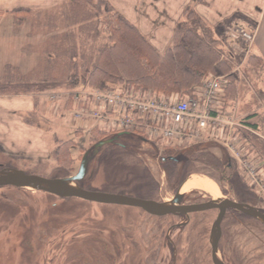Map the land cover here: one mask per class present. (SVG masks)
Here are the masks:
<instances>
[{
  "label": "rangeland",
  "instance_id": "rangeland-1",
  "mask_svg": "<svg viewBox=\"0 0 264 264\" xmlns=\"http://www.w3.org/2000/svg\"><path fill=\"white\" fill-rule=\"evenodd\" d=\"M137 2L139 21L133 25L147 40V37H150L155 44L158 43L161 50L169 45L176 26L185 19V13L190 11H195L203 19L212 39L215 40L213 29H210L213 25L211 20L212 22L215 20L212 19L213 14L209 11V0H138ZM62 6L63 4L55 11L27 12L18 15L20 19L29 21L33 34L27 37L25 46L27 44L29 46L25 47L23 57L13 52L9 55L4 54L6 61L21 67H19L21 72L33 71L19 78H27L43 72L40 52L29 53L31 52L30 41L34 39L36 41L34 45H38L39 38L43 40L42 44L48 40L45 34H49L50 27L46 26L49 19L57 20L56 24L59 27L51 33L59 31L56 37L60 40L59 45L65 43L63 39L70 41L73 38L79 41L83 49L87 51L107 43L109 28L104 25L106 20L103 16L87 25L63 31L62 27L65 25L62 24L63 17L59 12ZM116 7L112 6L119 13L128 8L121 1ZM237 17L234 16L239 20ZM234 18L223 21L222 27L219 25L218 28H226ZM28 27L16 26L15 29L27 32ZM229 32L227 39L230 40ZM225 53L224 51L221 60L223 64L225 63L226 70L223 69V72L226 74L221 76L212 74L206 79L222 78L225 81V89L227 82L231 80L233 92L228 94L229 100H244L247 93L253 91L257 100L264 105V94L261 92L264 75H256L257 72L249 73L247 68L252 62L248 59L241 64V60H231ZM56 65L58 72L56 75L59 77L62 75L59 82L64 84L68 63H64V70L63 61L60 60ZM228 76L232 78L228 79ZM206 79H203L201 83ZM224 94L226 95V90ZM40 100L39 111L44 119L36 123L37 134L34 136L35 140H31L36 146L34 152L37 155L31 157L19 154L9 155L0 150V170L19 169L27 174L46 179L74 176L83 155L89 152V155L93 156L94 145L110 138L95 137L94 134L89 137L88 131L92 128L93 121L75 122L65 110L48 112L44 101ZM244 107L252 116L258 117L261 114L257 112L259 106ZM0 114H3L1 110ZM77 128L82 130L79 136L75 134ZM254 141H256L257 157L264 160V142ZM155 146L135 142L125 136L115 137L112 144L97 149L79 187L89 191L159 202H167L173 198L174 194L181 192L183 201L187 204H199L212 200L214 197L200 189L184 192L182 187L192 178L202 179L215 184L222 199L236 202L242 200L244 204L264 212L263 193L247 186L243 171L221 145L214 142L188 144L181 147L180 151L177 150L171 154L163 152L164 147ZM169 157L177 158L174 176L171 174L173 168L171 163L161 162L162 158ZM241 181L248 187L247 195L250 194L249 196L241 193ZM215 216V211L189 216L190 222L186 232L194 227L202 230L197 254L189 257L191 261H195V264L207 262L210 264L208 234ZM178 221L171 216L150 217L141 210L131 207L97 205L75 198L60 200L30 189L1 188L0 264H30L24 263L23 260H32L35 264H74V256L71 253L80 244L85 243H95L99 247L98 251H94L98 254L94 253L92 256L95 258L94 264H103V262L118 264L115 257L116 249L113 247H117L116 243L122 242V253H129L131 249L134 257L130 258L127 255L125 262L121 263L160 264L161 259H169L168 252L162 247L165 234L169 227ZM222 233L219 249L229 257L232 264H264V227L258 221L230 213L226 215ZM173 234V239L178 245L181 242L179 236L175 232H171L170 236L172 237ZM181 252L185 251L181 250ZM106 253L110 259L104 260L105 256L101 254ZM74 255L86 260L81 249H76ZM218 256L220 258L221 254ZM178 258L180 259L179 256Z\"/></svg>",
  "mask_w": 264,
  "mask_h": 264
},
{
  "label": "trees",
  "instance_id": "trees-1",
  "mask_svg": "<svg viewBox=\"0 0 264 264\" xmlns=\"http://www.w3.org/2000/svg\"><path fill=\"white\" fill-rule=\"evenodd\" d=\"M59 12L63 17L62 24L65 25L62 27L63 31L87 25L103 16L106 20L104 25L109 28L107 43L87 51L73 38L70 41L63 39L65 43L59 45L60 40L56 38L59 31L51 33L59 27L57 20L49 19L46 24L50 27L49 34H45L48 40L41 45L40 51L43 72L19 78L9 70V78L0 82V95H40L58 89L74 90L80 87L110 90L125 86L158 95L189 97L194 96L201 81L209 75L226 74L223 72L225 63L221 60L223 51L195 11L185 13V19L174 30L171 46L162 55L107 0H64ZM13 13L21 15L27 11L17 10ZM60 60L63 61V70L64 63H68L64 84L59 82L62 75H56V64ZM248 60L252 62V58L249 57ZM231 78L232 76H228V79ZM230 83L231 80L227 82L225 99L233 92V85ZM75 134L79 136L82 132L76 130ZM92 134L100 138L117 136L96 128L88 136L91 137ZM125 137L135 142L145 139L137 134ZM152 144L159 146L156 142ZM162 150L171 154L181 149ZM169 158H162L166 161L161 162L171 163V174L174 176L177 158L171 161ZM246 184L241 181V193L249 196ZM239 203L244 204V201L240 200Z\"/></svg>",
  "mask_w": 264,
  "mask_h": 264
},
{
  "label": "built area",
  "instance_id": "built-area-1",
  "mask_svg": "<svg viewBox=\"0 0 264 264\" xmlns=\"http://www.w3.org/2000/svg\"><path fill=\"white\" fill-rule=\"evenodd\" d=\"M236 33L245 43L253 40L248 33ZM223 97L224 82L218 77L206 79L194 96L185 99L123 86L54 91L46 94V101L64 106L73 121L91 120L92 128L107 133L137 134L150 142L174 147L217 143L238 164L246 183L262 192L264 199V171L256 157L245 150L238 134V129L248 128L241 119L223 111Z\"/></svg>",
  "mask_w": 264,
  "mask_h": 264
},
{
  "label": "crops",
  "instance_id": "crops-1",
  "mask_svg": "<svg viewBox=\"0 0 264 264\" xmlns=\"http://www.w3.org/2000/svg\"><path fill=\"white\" fill-rule=\"evenodd\" d=\"M113 7L117 8L119 2H123L128 8L123 9L120 14L125 17L132 25L138 23L137 1L138 0H107ZM210 1V13L213 14V20L210 29H213L215 41L218 42L219 48L227 54L226 56L231 60L240 61L241 64L248 59L252 58V63L248 65V72L259 76L264 75V0H209ZM64 0H0V82H4L9 78L7 75L9 70L16 76H26L30 72H21L18 64H12L5 59L6 55L13 52L15 55L22 56L23 51L27 46V37L32 34L29 21L26 19H20L18 15L13 12L17 10H23L27 12H43V11H55ZM114 8V9H115ZM116 10V9H115ZM120 10V8H119ZM118 12V11H117ZM119 13V12H118ZM198 13V12H197ZM201 15V14H200ZM238 16L239 20L234 18ZM202 16V15H201ZM203 17V16H202ZM204 18V17H203ZM234 18L226 28L220 27L222 22ZM205 19V18H204ZM16 26L28 27V30H17ZM30 28V31H29ZM243 31L253 37L250 45L245 44L243 40L227 39L228 32ZM33 35V34H32ZM33 38V37H31ZM28 38V39H31ZM150 44L157 50L159 54H164L165 51L171 46L173 34L169 40V45L161 50L158 43L155 44L153 39L147 37ZM228 40V41H227ZM41 38L38 40V45L35 44V40L30 42L31 52L30 54L41 51ZM33 44V45H32ZM26 47V48H25ZM34 57V56H33ZM41 60V59H40ZM21 68V67H20ZM264 77V76H263ZM261 92L264 94V90L261 85ZM40 99L46 101L42 96L38 95H0V110L3 114H0V150L6 154H19L25 157H31L37 155L34 152L36 148L32 144L34 136L37 134L36 123H40L44 118L39 111ZM244 100H228L225 99L223 108L227 112L232 113L238 117L246 118L245 124L248 126L247 144L253 150L255 148L254 140H261L260 137H256L252 132H257L259 135L264 136V105L257 100L253 91L247 93V97ZM256 105L259 106L257 110L259 116H252L248 114L245 107ZM263 110V111H262ZM57 112L49 110L48 112ZM59 112V111H58ZM39 136V134H38ZM256 137V138H255Z\"/></svg>",
  "mask_w": 264,
  "mask_h": 264
},
{
  "label": "water",
  "instance_id": "water-1",
  "mask_svg": "<svg viewBox=\"0 0 264 264\" xmlns=\"http://www.w3.org/2000/svg\"><path fill=\"white\" fill-rule=\"evenodd\" d=\"M115 138H110L100 141L94 145L93 156L97 153L100 147L111 144ZM93 156L86 152L74 176L68 178L46 179L37 175L27 174L19 169H2L0 170V187L10 186L19 189H30L37 192H43L59 198H75L83 201L101 204V205H116L137 208L152 216H165L174 214L175 212H182L183 214L205 212L210 210H217L219 213L215 222L212 224L209 245L211 248V261L213 264H222L218 256L217 243L220 238V223L227 210H234L248 216L250 218L259 220L264 225V213L257 208L247 204L237 203L229 199L210 200L205 203L189 206H175L182 195L178 193L170 202H156L153 200H145L119 194H108L99 191L84 190L77 186L78 182L84 180L88 165ZM169 160H174L169 158ZM163 162L166 159H162Z\"/></svg>",
  "mask_w": 264,
  "mask_h": 264
},
{
  "label": "flooded vegetation",
  "instance_id": "flooded-vegetation-1",
  "mask_svg": "<svg viewBox=\"0 0 264 264\" xmlns=\"http://www.w3.org/2000/svg\"><path fill=\"white\" fill-rule=\"evenodd\" d=\"M81 183H82V181L78 182L77 184L79 185ZM7 187H10V186L0 187V189L1 188H7ZM10 188H14V187H10ZM15 189H19V188H15ZM39 193H43V192H39ZM43 194H46V193H43ZM178 194L182 195L181 192H179ZM47 195H50V194H47ZM175 195L176 194H174V196ZM50 196H53V195H50ZM174 196H173V198H174ZM53 197L58 198L60 200L74 199V198L63 199V198H59V197H56V196H53ZM173 198L171 200H173ZM171 200H168L167 202H170ZM156 202H159V201H156ZM87 203H91V202H87ZM203 203H205V202H203ZM237 203H239V202H237ZM92 204H96V203H92ZM241 204H243V203H241ZM97 205H101V204H97ZM189 205H196V204H187L185 201H183V196H181L179 198V200H178V203L175 206L181 207V206H189ZM210 211H215L216 212L215 219L212 222V224H213L215 222L219 212L217 210H210ZM142 212L145 213L144 211H142ZM205 212H208V211H205ZM198 213H203V212H198ZM230 213H232V214L236 213L237 215H241L243 217L250 218V217L245 216L244 214H242L240 212H237V211H234V210H227L225 212V214H224V216H223V218L221 220V223H220V238H219V241L217 243V251H218V254H221L220 261L222 262V264H232L230 262L229 257H227L225 255V253H223L219 249V242H220V240L222 238V234H223L222 233V226H223L224 221L226 220V215L230 214ZM145 214L150 216V217H155V218H162V217H166V216H171V217H174V218L179 220L176 224H173L172 226H170L169 229L167 230L166 234H165L164 243L162 244V247L164 248V250H166L168 252L169 259H165V258L161 259L160 264H177L178 262L180 264H195V261H193V260L191 261V258H189V257L192 254H193V256H195L197 254L196 251H197V247L199 246L200 241H201V232H202V230L200 228H196V227L190 228L189 232H186V230L188 229V225H189V222H190L189 221V216L193 215V214H196V213L183 214L182 212L180 213V212L177 211L174 214H169V215H165V216H161V217L152 216V215H149L147 213H145ZM251 219H253V218H251ZM254 220H256V219H254ZM256 221H258L260 224H262L259 220H256ZM212 224H211L210 231H209V234H208V245H209V238H210V232H211ZM262 226L264 227L263 224H262ZM171 232H175L179 236V241H181V242L178 245L175 243V240L173 239L174 234L172 235V237L170 236ZM116 244H117L116 245L117 247H113V248L116 249V254L117 255L115 257L117 258V261H118L117 263L118 264H123L125 262L124 260L127 259L126 258L127 255L130 258L134 257L133 254L131 253V249H130V251L128 250L129 253L128 252L127 253H122L123 248H122L121 244H123V242L121 244H118V243H116ZM91 247H94V249L92 250L93 252L95 250L96 251L99 250V247L95 243H91V244L90 243H85L84 245L80 244V246L77 247L76 249L77 250L81 249L83 254H84L86 251L88 253L92 252V251H89V250H91L90 249ZM118 247L120 248V250L117 249ZM209 247H210V245H209ZM76 249L71 253V255L74 256L73 257L74 264L79 263V261L81 262V264H94L95 263V261H94L95 258H92V256H94L93 253L90 254L91 259L83 260V259L77 258L74 255ZM181 250L182 251L184 250L185 252L182 253ZM198 250H201V249H198ZM119 255H121V257H119ZM178 256L180 257V259L178 258ZM23 262L24 263L28 262L30 264L31 263L35 264L34 261H32V260H23ZM121 262H123V263H121ZM103 264H104V262H103ZM196 264H198V263H196ZM199 264H201V263H199ZM203 264H208V262L207 263H203ZM210 264H213L212 261H211V248H210Z\"/></svg>",
  "mask_w": 264,
  "mask_h": 264
},
{
  "label": "bare ground",
  "instance_id": "bare-ground-1",
  "mask_svg": "<svg viewBox=\"0 0 264 264\" xmlns=\"http://www.w3.org/2000/svg\"><path fill=\"white\" fill-rule=\"evenodd\" d=\"M193 189H200V190H203L205 192H208L210 195H212V197H214V199H220L221 198L217 186H215V184H213V183H211V182H209L207 180L192 178V179L186 181L184 183L183 187H182V190L184 192H188V191L193 190ZM90 249L91 250H89V251H92L94 249V247H91ZM117 249L120 250L119 247ZM91 253H93V254L96 253L97 254L98 252H90V253H88L86 251L84 253L86 260L87 259H91V256H90ZM101 255L105 256L104 260L105 259H110V256L107 253L106 254H101Z\"/></svg>",
  "mask_w": 264,
  "mask_h": 264
}]
</instances>
